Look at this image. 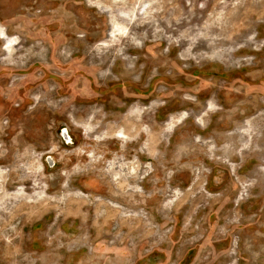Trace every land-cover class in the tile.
<instances>
[{
	"label": "rangeland",
	"instance_id": "obj_1",
	"mask_svg": "<svg viewBox=\"0 0 264 264\" xmlns=\"http://www.w3.org/2000/svg\"><path fill=\"white\" fill-rule=\"evenodd\" d=\"M0 264H264V0H0Z\"/></svg>",
	"mask_w": 264,
	"mask_h": 264
},
{
	"label": "bare ground",
	"instance_id": "obj_2",
	"mask_svg": "<svg viewBox=\"0 0 264 264\" xmlns=\"http://www.w3.org/2000/svg\"><path fill=\"white\" fill-rule=\"evenodd\" d=\"M117 23H118V22H117ZM116 25H117V24H116ZM126 25H127V24H126ZM118 26H119V24H118ZM118 26H117V27H118ZM123 29H124V28H123ZM121 30H122V29H121ZM124 30H125V29H124ZM126 30H127V29H126ZM122 31H123V30H122ZM120 32H121V31H120ZM122 33L124 34V32H122ZM7 46H8V45H7ZM9 50H11V49H9Z\"/></svg>",
	"mask_w": 264,
	"mask_h": 264
}]
</instances>
